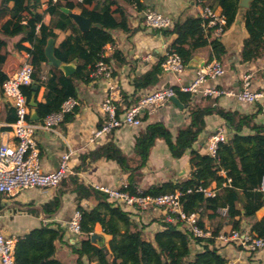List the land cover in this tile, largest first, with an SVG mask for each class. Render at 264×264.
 Wrapping results in <instances>:
<instances>
[{
  "label": "trees",
  "instance_id": "16d2710c",
  "mask_svg": "<svg viewBox=\"0 0 264 264\" xmlns=\"http://www.w3.org/2000/svg\"><path fill=\"white\" fill-rule=\"evenodd\" d=\"M195 1L203 9L219 10L218 13L226 20L224 32L233 26L240 10V0ZM125 5L140 13L148 10L144 0H1L0 34L5 38L20 37L14 48L18 52L29 54L34 67L32 84L22 88L29 111L36 110L35 120L29 113V122L40 123L48 114L60 110L68 98H77L78 84L94 80L92 75L100 61L110 63L111 58H106L103 54L107 45L116 43L113 31L133 32ZM65 10L69 12L66 13ZM75 11L91 21L88 31L82 32L74 22L71 13ZM46 16L50 17L49 23L45 22ZM243 18L248 37L243 42L240 63L246 64L264 57V0H252L245 9ZM173 22L172 28L155 29V32L166 38L175 36L168 48L180 55L186 66L199 50L208 46L211 48L208 63L213 60L222 62L227 57L222 37L215 36V29L209 27L208 19L201 16H181ZM59 32L67 35L54 48L55 57L62 65L77 62L76 71L70 77L65 76L61 68L52 66L46 75L43 74V65L48 63L46 46L49 40L58 39ZM6 47V40L0 38V68L7 60V52L2 53ZM112 59L119 65L126 63L119 50L114 52ZM163 61L164 57L151 71L134 80L136 91L158 84L164 72ZM8 78L0 71L1 94ZM33 85L38 86V90L45 89L44 101L37 102L36 99L35 107L30 106L35 92ZM173 89L176 97L188 104L191 118L190 124L181 129L176 137L162 123L149 124L136 137L132 156L125 154L111 141L83 155L79 170H84L87 162L94 163L102 159L116 162L124 174L128 175L125 190L131 195H138L139 171L147 165L150 151L158 139L166 142L175 159H181L190 151L192 173L188 180L154 185L141 195L157 197L180 192L184 212L198 214V223L202 228L205 229V217L213 221L211 238L195 239L203 251L193 254L192 234L185 230L182 223L172 224L162 219L164 229L155 234L154 240L146 239V225L135 221L130 212L110 202L107 194L84 185L79 179L78 170L64 178L58 194L42 206L45 215L52 217L61 210L65 194H76L77 210L82 214V233L78 235L79 243L71 245L76 257L75 264H91L94 261L99 264H230V260L220 253L216 245V239L226 221L231 230L242 231L243 221L249 220L250 233L264 240V217L257 220V213L264 207V192L261 191L264 179V122L257 121L263 108L251 114L227 111L217 104L213 105L210 99L207 105L191 106L193 96L190 93L182 92L179 87ZM138 100L126 102L125 107L121 105L119 113L122 114L124 109ZM9 113L14 116L10 122L15 123V109L9 108ZM73 113L68 114L65 121L73 119ZM212 115L223 119L231 133L228 134V140L219 145L216 156L202 154L194 148L206 127V117ZM245 130H249L251 134H245ZM204 191L214 192L215 195L207 196ZM85 199L95 200V208H83L81 202ZM223 210L227 212L223 214ZM97 224L102 227L104 234L111 237L108 248L97 246L91 241ZM64 235L62 228L54 229L43 225L20 237L15 247L16 264H65L56 258L57 243L63 242Z\"/></svg>",
  "mask_w": 264,
  "mask_h": 264
},
{
  "label": "crops",
  "instance_id": "0c3cea01",
  "mask_svg": "<svg viewBox=\"0 0 264 264\" xmlns=\"http://www.w3.org/2000/svg\"><path fill=\"white\" fill-rule=\"evenodd\" d=\"M251 2L252 0L249 2V5ZM144 3L147 9L157 10L161 14L170 17L173 21L181 16L183 18L187 16L199 17L202 16L203 12L202 6L198 5L195 0H144ZM248 7L240 5L235 23L222 36V41L228 52L227 57L222 61L226 75L217 80H210L208 82L209 86L217 87L224 91H237L241 88L243 76L251 74L253 77V88L264 90V57L251 63H240L243 42L248 37L243 18L245 9ZM125 9L129 14V26L133 32L113 31L116 43L105 47V57L111 58L108 64L113 71L111 79L99 77L90 83H79L77 98L80 104L73 113V119L63 122L56 131L38 130L36 133V143L40 152L41 167L44 172L57 170L62 156L71 152V173L68 176L73 175L82 166L81 159L83 155L89 154L111 141H114L125 154L132 156L136 137L149 124H164L169 128L173 137H176L181 129L190 124L189 106L178 99L180 104L172 101L170 104L155 110L151 115H147L144 118L143 126L139 128L120 129L110 135L95 138L94 141H91L94 137V132L105 122L102 104L108 96L110 90L109 84H112L115 88L117 98L120 99L121 108V105L125 107L126 102L137 100L146 92H151L162 87H180L182 84L187 85L191 83L197 76L198 70L207 64L210 59L211 48L208 46L199 50L194 55L191 61L192 67L186 66V71L181 78V82L178 81L177 76L163 72L158 84L136 91L133 85L134 80L142 77L158 65L164 57L166 49L175 39V36L166 38L157 34L155 30L146 27L144 24L145 12H137L136 9L127 5H125ZM73 13L78 12L75 11ZM49 20L50 17L46 16L45 22L49 23ZM66 35V33L59 32L58 39L54 41V48L65 39ZM0 38L7 42L6 49L2 51L3 54L7 52V60L0 68V71H3L10 77L21 67L26 60L27 54L25 52H18L14 48L20 37L5 38L0 34ZM116 50L122 52L126 63L119 65L112 59ZM65 66L70 67L75 72L77 62ZM50 69L51 66L48 63L44 64L43 74L46 75ZM64 74L67 76L65 71ZM44 93V88L36 92L37 102L44 101ZM208 99L211 100L213 105L217 104L227 111H239L251 114L261 108L260 105H241L234 98L226 95L217 98H204L196 95L192 99L191 106L207 105ZM11 107V103L0 92V143L7 141L11 145H16L17 139L12 133V125L14 123L10 122L14 117L13 114L9 113V108ZM32 112H35L36 115L35 109L29 113L32 114ZM32 117L35 120L33 115ZM205 121L206 127L194 146L202 154H208L207 144L210 135L219 130H224L228 133L227 124L219 116H208ZM257 121L259 123L264 122V108L263 112L258 115ZM244 133L251 134L249 130H245ZM189 161L190 151L181 159H175L172 157L166 142L158 139L150 151L147 165L139 171V177L137 178L139 189L145 191L154 185H161L170 181L183 182L188 180L192 173ZM83 169L78 172L80 181L84 185L91 186L97 190L100 187L121 188L128 183V175L124 174L120 166L113 161L102 159L94 163L87 162ZM58 189L59 187L55 189H30L12 196H1L0 228L6 236L17 239L24 237L34 229L41 228L43 225L54 229L62 228L65 231V235L63 242L57 243L56 258L65 264H75L76 257L71 250V245L78 244L80 236L73 234L69 230V222L73 213L77 210L76 194L72 192L65 194L63 206L59 213L54 216L48 217L42 211V206L54 199L58 194ZM241 197H244L243 193ZM243 200L245 201V199ZM81 206L87 210H91L95 208L96 201L85 199L81 202ZM122 209L130 212L132 219L146 225L144 234L145 238L148 237L146 238L148 240H154L155 234L164 229L160 211L133 212L124 208ZM257 220H261L258 214ZM203 222L205 229L211 233L213 221L205 217ZM243 223V228L250 230L251 224L249 220L245 219ZM230 230L231 226L226 221L222 231ZM94 233L104 237V246L108 248L111 237L104 234L99 224L95 226ZM191 249L193 254L203 251L202 246L194 241H192ZM219 249L220 253L230 260V264H264V250L255 255H250L235 245L222 246ZM91 264H99V262L94 261Z\"/></svg>",
  "mask_w": 264,
  "mask_h": 264
},
{
  "label": "built area",
  "instance_id": "2783aa9c",
  "mask_svg": "<svg viewBox=\"0 0 264 264\" xmlns=\"http://www.w3.org/2000/svg\"><path fill=\"white\" fill-rule=\"evenodd\" d=\"M56 1V0H55ZM83 2L84 0H77ZM208 19L209 27H214L215 36L222 37L226 20L217 11L211 8L203 9L202 16ZM173 20L161 14L157 10L148 9L144 13V24L153 30L170 29ZM105 57V53L103 54ZM164 73L172 74L181 78L186 71V65L180 55L171 52L169 48L164 54L162 62ZM112 68L103 61L97 64L93 73L94 79L105 77L111 79ZM34 67L29 54L21 67L10 76L3 84V97L7 99L16 112V122L12 125V133L17 139L16 145H11L7 141L0 143V195L12 196L30 189H55L60 186L62 180L71 173L70 158L72 153L68 152L62 156L60 165L53 172H44L41 167L40 152L36 143V133L38 130L56 131L65 121L68 114L73 113L79 106L78 98L70 97L61 106L60 110L48 114L42 122L32 123L28 121L29 107L27 98L22 88L31 85L33 82ZM226 75V70L222 62L213 60L203 65L197 73L195 79L187 84H182L179 88L184 93H190L193 97L200 95L204 98H217L226 95L234 98L241 105L256 106L264 108V90L253 88V77L246 74L242 78L241 88L237 91L220 90L217 87L208 85L210 80H217ZM108 96L102 104V111L105 116L103 125L94 132L95 138L107 136L120 129H135L143 126L144 118L151 115L155 110L164 107L172 102L176 97L173 87H162L151 92L144 93L139 100L120 111V99L117 98L115 88L109 84ZM229 135L224 130H219L208 139V154L216 156L221 143H225ZM231 180L228 181L230 183ZM127 184L121 188L100 187L99 190L108 195L109 201L124 209L137 211L157 210L162 214L164 222L177 224L182 223L195 239H208L212 234L202 228L199 223L198 214H187L184 212L181 203V193L164 194L157 197L142 196L139 189L138 195H131L125 189ZM264 192V179L261 186ZM207 196H214V192H206ZM227 210H223L225 214ZM82 214L76 210L69 222V230L80 235ZM17 238L6 236L0 228V264H16L15 247ZM217 247L235 245L242 248L250 255H255L264 250V240L254 237L250 230H230L221 231L216 239Z\"/></svg>",
  "mask_w": 264,
  "mask_h": 264
},
{
  "label": "water",
  "instance_id": "95a60500",
  "mask_svg": "<svg viewBox=\"0 0 264 264\" xmlns=\"http://www.w3.org/2000/svg\"><path fill=\"white\" fill-rule=\"evenodd\" d=\"M250 1L251 0H241L240 5L243 7H248ZM65 12L68 13L69 11L65 10ZM71 17L73 18L74 22L78 25V27L80 28L82 32L88 31L90 29L91 21L89 19L84 18L78 13H71ZM54 46H55L54 40L53 39L49 40L46 46V49H45V53L48 58V64L55 68H61L62 70L64 69L67 76L72 75L74 70L71 69L70 67L62 65V63L55 57ZM188 67L190 68L192 67L191 62L188 64ZM32 88L35 92L33 93L32 98L30 100V106L35 107L36 106V92L38 91V86L34 85ZM172 101L176 104H180L177 97H174ZM32 115L34 116V118H36L35 112H32ZM228 134L229 135L231 134L229 130H228ZM257 214H258V217L262 219L264 216V207ZM91 241L93 244H96L100 247H103L105 245L104 237L97 233H94L91 236Z\"/></svg>",
  "mask_w": 264,
  "mask_h": 264
},
{
  "label": "rangeland",
  "instance_id": "374dc122",
  "mask_svg": "<svg viewBox=\"0 0 264 264\" xmlns=\"http://www.w3.org/2000/svg\"><path fill=\"white\" fill-rule=\"evenodd\" d=\"M146 238H148V237H146Z\"/></svg>",
  "mask_w": 264,
  "mask_h": 264
}]
</instances>
